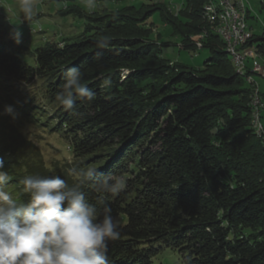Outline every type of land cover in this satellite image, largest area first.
<instances>
[{
	"label": "trees",
	"instance_id": "trees-1",
	"mask_svg": "<svg viewBox=\"0 0 264 264\" xmlns=\"http://www.w3.org/2000/svg\"><path fill=\"white\" fill-rule=\"evenodd\" d=\"M72 1L58 13L83 18L80 35L46 41L33 51L23 41L15 43L10 36L15 28L0 22V81L40 80L43 89L29 99L5 93L15 121L0 105V160L10 177L4 184L8 192L27 201L25 176L55 175L78 186L99 211L110 207L113 218L122 217L124 223L120 237L108 242L109 264H154L165 247L178 250L186 264H264V148L250 128V88L235 72L222 38L209 31L208 40L219 44L206 47L219 56L210 60L218 65L214 70L179 69L166 76L163 66H148L157 59L151 45L111 41L103 35L104 16ZM207 1L188 0L183 15L200 19ZM119 13L111 16L113 22H120ZM101 39L108 41L106 47H98ZM248 45L264 53V34L255 33ZM24 55H34L35 64ZM72 68L83 73L82 83L95 99L76 98L68 111L57 95ZM151 76L157 82L143 85ZM239 95L242 111L221 133L218 147L216 122L227 118L233 109L229 99ZM34 109L40 111L29 119L62 135L71 160H57L52 167L18 130L17 113L24 110L29 117ZM46 114L47 121L39 122L38 116ZM89 169L95 170L92 180L83 175ZM234 169L242 173L235 185L229 182ZM103 177L121 180L122 190L115 196L95 191L93 181Z\"/></svg>",
	"mask_w": 264,
	"mask_h": 264
},
{
	"label": "rangeland",
	"instance_id": "rangeland-1",
	"mask_svg": "<svg viewBox=\"0 0 264 264\" xmlns=\"http://www.w3.org/2000/svg\"><path fill=\"white\" fill-rule=\"evenodd\" d=\"M187 1L188 0H92L93 7L91 8L89 7L88 0H79L78 3H80L79 6L82 7V9L92 14L104 16L103 35H107V37H105L111 41L113 40V42L119 44L136 42L135 47L137 48L148 44L151 45V54L156 56L157 59L155 60L156 64L148 62V66L153 67L157 64L159 67L163 66L161 68H165L164 74L169 76L173 71H178L179 69L203 73L210 69L214 70L213 68L218 66L215 64V61L210 60L219 56L214 54L212 49L206 48L210 43H214L217 46L219 45L215 40H208L210 35L209 31H215L214 25L210 19L204 16V8L210 0L204 4L202 17L200 19L183 15L185 11H189ZM74 2L76 1L34 0L35 14L31 19H26L21 8V0H1L0 22L12 25L15 29L19 28L22 31V41L29 45L33 51L45 45L46 41H59L65 37H76L80 35L83 31L85 20L79 16L61 15L58 13L59 10L67 6V4H72ZM247 3L253 8V15L248 20L249 24L252 26L253 34L263 35L264 0H247ZM132 6H135V11H131ZM119 11H122V17L119 19L120 22H113V17L111 16L120 14ZM251 12L252 11H250V13ZM188 25L190 26L187 27ZM215 33L217 32L215 31ZM252 47L259 52L257 60L262 65L261 71H252V63L249 62L240 73L236 67L235 61H233V57L229 55L235 72L244 78L246 86L250 88V93L248 95V106L251 110L250 128L262 143V136L257 134V130L258 128L264 130V53H261L255 46ZM24 57L25 60L27 59L26 61L28 63L35 64L34 55H24ZM250 60H254V58ZM126 73H128V71L123 72V78L126 77ZM251 75L256 80V83L254 81H249ZM157 80L156 77L151 76L143 82V85L152 84L157 82ZM40 83V80H35L31 83L12 80L7 83L8 85H5V82L0 81V105H5L3 110H5V107L10 103L7 99L9 96L5 95V93L10 92L15 98L23 94L26 96V99H29V97L38 93L42 95L43 89L39 87ZM254 85H258V92L255 90ZM40 95H37L39 96L38 100L40 104L44 106V101H42L43 99ZM257 97H259L258 100L256 99ZM229 100L232 102L231 104H233L232 107L234 110L232 108L228 109L227 118L220 117L216 122L217 128L214 133V140L218 147H221L223 144L221 133L226 130L230 120L231 122H237L238 119H235L236 116H238L237 112L239 114L241 113L244 104L242 95L235 96ZM39 111L38 109L29 111V117L25 116L24 110L19 111L16 115V127H18V130L24 132V137L27 140H32L33 144L43 152L46 162L52 167L54 166L53 163L55 164L57 160L58 164L71 160L72 155L68 141L62 135L51 133L48 127H38L36 122L29 119L33 114L35 116V113ZM47 118L48 114L38 116L39 122L47 121ZM237 124H241V121ZM250 144L251 142L248 141L247 145L250 146ZM262 146L264 148V143H262ZM238 174L240 176L242 175V173L236 169L231 172V176L229 177V182L231 184L235 185L238 182ZM0 190L8 192V187L4 184L0 185ZM114 219L118 220L121 225L124 223L122 217H115ZM244 232L249 233L250 230H245ZM153 262L154 264H186L183 256L178 250L168 247L163 248V250L153 258Z\"/></svg>",
	"mask_w": 264,
	"mask_h": 264
},
{
	"label": "clouds",
	"instance_id": "clouds-1",
	"mask_svg": "<svg viewBox=\"0 0 264 264\" xmlns=\"http://www.w3.org/2000/svg\"><path fill=\"white\" fill-rule=\"evenodd\" d=\"M88 2L93 7L92 0ZM34 7V0H21L26 19L35 14ZM10 36L15 43L22 42L19 28ZM107 44L105 39L97 42L100 48ZM82 77L78 68L66 72L62 91L57 95L65 110L74 109L76 98L89 102L95 99ZM5 112L15 119L12 105H7ZM3 168L0 160V185L10 179ZM83 175L92 180L95 170L89 169ZM22 184L30 197L27 201L0 190V264H109L108 242L121 234V224L111 215L110 207L99 211L78 186L70 187L60 176L28 175ZM92 187L98 193L115 196L123 183L103 177L94 180ZM100 199L103 202L104 196Z\"/></svg>",
	"mask_w": 264,
	"mask_h": 264
},
{
	"label": "bare ground",
	"instance_id": "bare-ground-1",
	"mask_svg": "<svg viewBox=\"0 0 264 264\" xmlns=\"http://www.w3.org/2000/svg\"><path fill=\"white\" fill-rule=\"evenodd\" d=\"M229 7L234 13L239 14L242 27H249V34H253L252 26L250 27L248 22L250 11H252L253 8L247 3V0H229V6L226 4L225 0H210L204 8V16L210 19L214 25L215 31L223 38L227 50L236 63L238 71L242 72V60L236 58L232 48V37L229 30H234V16L233 13H230ZM236 37H243V29H236ZM251 58H254V51H247V60ZM256 127L258 128L257 124ZM261 129L258 128V130H256L257 134L262 136V143H264V130Z\"/></svg>",
	"mask_w": 264,
	"mask_h": 264
},
{
	"label": "built area",
	"instance_id": "built-area-1",
	"mask_svg": "<svg viewBox=\"0 0 264 264\" xmlns=\"http://www.w3.org/2000/svg\"><path fill=\"white\" fill-rule=\"evenodd\" d=\"M225 2L229 6V0H225ZM229 11L230 13H233L234 16V30H229L231 32V37H232V48L234 50L236 58L242 60L241 70L243 71L246 65L250 62L252 63V71H261L262 65L257 60L259 52H257L255 48H253L252 46L248 45V42L253 38L254 34H249V27H242L238 13H234L230 7H229ZM236 29H243V37H236ZM247 51H254V60H247ZM253 79L254 78L251 75L249 81L255 82L256 80ZM254 87L255 90L258 92V85L256 86L254 85ZM256 99L258 100L259 97H257Z\"/></svg>",
	"mask_w": 264,
	"mask_h": 264
},
{
	"label": "crops",
	"instance_id": "crops-1",
	"mask_svg": "<svg viewBox=\"0 0 264 264\" xmlns=\"http://www.w3.org/2000/svg\"><path fill=\"white\" fill-rule=\"evenodd\" d=\"M252 14H253V10H252Z\"/></svg>",
	"mask_w": 264,
	"mask_h": 264
}]
</instances>
